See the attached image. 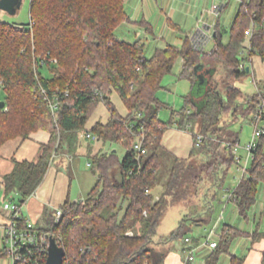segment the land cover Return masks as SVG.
<instances>
[{"label": "trees", "instance_id": "trees-1", "mask_svg": "<svg viewBox=\"0 0 264 264\" xmlns=\"http://www.w3.org/2000/svg\"><path fill=\"white\" fill-rule=\"evenodd\" d=\"M30 6L29 23L0 19V82L6 91V104L0 107V146L13 137L27 138L38 129H46L52 136L38 160L15 159L13 171L0 180V193L6 196L15 191L14 199L24 204L45 178L61 146L59 136L90 132L96 142L103 143L92 155L96 185L84 199L61 205L59 222L54 212L44 226L37 228L64 246V264H152L153 235L168 206L196 197L209 176L222 187L231 165L236 163L233 147L240 141L239 134L226 128L222 116L232 111L235 121L240 112L255 114L264 96L258 92L245 97L234 83L248 71L247 55L264 56V0H240L228 42L218 31L216 47L200 50L189 35L182 45L169 43L150 57L145 42L120 39L115 33L129 18L125 0H31ZM146 25L150 30L147 21ZM244 48L246 53L242 54ZM180 58L183 64L179 76L193 84L199 85L202 79L197 65L208 59L215 60L209 64H223L232 80L225 79L222 91L211 78L202 104L187 97L194 111L184 107L178 126L197 123L193 158L174 159L164 190L158 194L156 188L163 181L162 137L167 128L159 116L165 102L158 91ZM114 91L126 104L127 115L113 103ZM101 101L108 106L110 118L88 128ZM199 133L204 136L200 144ZM138 140L143 141L145 153L135 148ZM117 143L126 148L122 159L110 146ZM105 145L109 149H103ZM197 155L203 159L195 160ZM262 180L264 138L257 159L231 197L245 217ZM191 217L188 214L183 219ZM18 225L27 228L28 224L22 217ZM185 225L181 220L173 236L185 234ZM241 233L238 228L225 227L208 264H215L218 253L228 250Z\"/></svg>", "mask_w": 264, "mask_h": 264}, {"label": "crops", "instance_id": "crops-1", "mask_svg": "<svg viewBox=\"0 0 264 264\" xmlns=\"http://www.w3.org/2000/svg\"><path fill=\"white\" fill-rule=\"evenodd\" d=\"M219 1L220 0H145V19L147 20V24L151 26V29H147V32L154 36L155 40L166 39L164 36H158L155 33L156 26L153 21V15L159 12V10H162V12L164 11V13L169 15L167 17L168 27L173 29V32L178 31L182 34L185 33V38H181L180 42L177 43L165 40L162 46H157L154 52L158 48H165L169 43L182 45L185 42L186 37L189 35L192 40L196 37L197 39H202L206 50H209L208 46L211 42H213L212 48H214L218 31L221 33L222 39H230L231 26L236 15L232 20L229 35L225 38L221 17L231 0H228L227 6L221 11L220 15L217 16L213 12L212 7ZM166 8H168V12H165ZM130 17L132 20H136L133 16ZM132 20H129L128 22L133 23ZM208 29L211 30L210 32H213L211 38L209 35L207 36L202 32L203 30L207 31ZM210 32L208 31L207 33L209 34ZM228 41L229 40L226 42ZM200 69L202 75L211 70H215V75L218 73L217 68L213 64L207 62H202ZM211 75L214 76L213 73ZM111 99L119 112L123 115H127L128 108L119 93L114 91ZM110 115L111 112L108 106L101 101L90 117L87 127L91 128L98 121L106 123L109 120ZM73 134L75 133L70 134L68 140H71L72 142L76 140V142H80V144L74 149L71 145H66V149L59 151L53 156L45 178L37 190L25 201L24 204H22L23 217L32 221L36 226H44L47 218L66 201H79L84 199L88 192L91 191L97 183V175L93 170L92 155L97 151V147L100 149L102 146H100V142H97V145L92 147L89 144L84 145L83 141L80 139V133H76L75 136H73ZM51 136L50 131L46 129H38L33 131L27 138L17 136L5 141L0 146V180H3L5 175L13 171L15 167V159L38 160L43 152V145L50 141ZM71 141L68 143L70 144ZM162 144L165 151L173 154V160L175 158H193L196 138L195 134L188 128L176 126L171 127L170 130H165L162 137ZM110 146L112 151H118V148H113L116 144ZM84 156L88 159V165L85 163ZM241 157L243 160L244 157ZM244 159H247V156ZM237 164L238 167L241 168L240 164ZM91 166L92 169H90ZM203 184L205 185L203 188L205 190L207 189V191L209 190L205 200L207 201L208 199H211L210 195L213 194V197L211 196V205L207 208L202 202L198 203V201H195L194 204H188L185 202L186 207L191 209L192 206V209L189 210L186 215L191 214L192 217L189 221H191L192 226H196V232L201 234V237H191L189 234L186 235L184 237L186 244H184V250H182L181 247L176 246L173 241L175 238L173 232L179 227L175 223L174 226H172L174 227L171 232L172 237L160 241L153 239L151 244L153 248L152 264H208V260L213 257L212 255L215 250L207 242L209 233L213 232L211 240L220 241L221 232L225 227L229 226L238 228L242 233L233 239L228 250L220 251L218 253L215 264H237L239 261H241V264H263L264 180L258 185L256 200L249 210L248 217H245L241 213L238 204L231 199L232 193L237 187V184L236 187L228 188L227 192H223V197L227 198L225 203H223V200H220L221 203L224 204V213L221 211V215L214 218L211 214L212 211L210 210L214 207L216 199H218V190L222 191V189L210 176ZM205 194L206 191L202 193V195ZM3 197L4 193L1 192L0 202ZM206 201H204V203ZM179 217H181V215ZM8 223V214L0 207V264H7L4 246L5 231ZM256 235L261 236L256 238ZM188 236L190 237L189 241L186 240V237ZM190 247L195 250V258L194 260L187 262V255Z\"/></svg>", "mask_w": 264, "mask_h": 264}, {"label": "rangeland", "instance_id": "rangeland-1", "mask_svg": "<svg viewBox=\"0 0 264 264\" xmlns=\"http://www.w3.org/2000/svg\"><path fill=\"white\" fill-rule=\"evenodd\" d=\"M30 1L31 0H24V3L22 7L16 12V13H9L3 9H0V19L8 22H17V23H29L30 22ZM240 4V0H231L228 7L224 10L222 15V24H223V33L224 37L227 38L230 31V26L232 23V20L234 16L237 13L238 7ZM125 9L129 15V18L122 22L117 28H116V35L120 39H124L127 41H136V40H142L146 43V52L148 56H151L154 52V50L157 48V46H162L163 42L165 40L171 41V42H180L181 38H185V33H180L178 31L173 32V29L168 27V20L167 13L162 12V10H159V12L155 13L153 15V21L155 23L156 29L155 33L158 36H164L166 39H158L155 40V37L152 36L149 32H147V25H146V19H145V0H125ZM165 12H168V8L165 9ZM130 16H133L136 20H132ZM132 20L133 23H129L128 21ZM250 31V30H249ZM248 31V34H249ZM252 31V30H251ZM173 33V34H172ZM252 35V34H251ZM249 35V37L251 36ZM229 39H223L224 42H226ZM247 44H249L247 42ZM213 47V42H211L208 46V49L210 50ZM216 47V44L215 46ZM246 53V52H245ZM247 55V54H246ZM245 55V56H246ZM249 58V59H248ZM209 60L207 63H209ZM211 62H215V60H212ZM246 65L247 67H250V70L247 71L242 76L235 78L234 83L240 87L246 95H253L258 92L264 93V56L254 53L253 55L249 56L247 55L246 58ZM220 64V63H219ZM213 65L218 69V73L215 75V70H211L210 72L204 73L202 76L205 78V81L201 84H193L190 79L187 78H181L179 76L181 66H182V59H178L173 71L165 75L163 79V87L158 91V96L165 102V105H163L159 111V116L162 120H164L167 123V130H170L171 127L178 126V116L180 111L187 107V109H191V111H194V107L192 104L187 102V97H191L194 100H196L197 104H202L205 101V93L209 90L210 87V79H213V83L218 88L222 89V91H225V79H228L229 77L226 69L224 68L223 64L217 65V63H213ZM213 73L214 76L211 74ZM232 80V79H231ZM193 84V85H192ZM244 96V95H243ZM6 99V91L3 87V85L0 82V104L2 101H5ZM241 100H244V97L240 98ZM6 110L8 107L5 108ZM232 111L225 113L223 117V124H225L230 130L237 131L239 134V143L237 144V151L238 153L246 158L247 151H246V144L251 139L255 124L253 123V115L254 114H245L243 112L239 113V117L232 121ZM186 128H188L192 133H196L197 131V123H188L186 125ZM80 133V139L83 141L84 145H97V142L92 137L86 136V131H75L70 132L72 133ZM69 133H63L58 138V144L60 142V148L56 152L62 151L66 149V145H71L74 149L80 142L71 141L68 140V137L70 136ZM73 134V136H75ZM71 141L69 144L68 142ZM103 143H100V146H102ZM58 146V145H57ZM196 146V144H195ZM108 145H105L104 148H108ZM102 148V147H101ZM98 147L96 150H101ZM113 148H118V154L120 158L122 159L126 148L121 144L117 143L116 146ZM97 151H95L93 154H95ZM55 153V154H56ZM54 154V155H55ZM162 157L164 160V166L162 169V176L163 181L160 183V185L156 188V192L158 194H161L164 190V184L166 183V180L169 176L170 169L173 164V154L167 151L162 152ZM200 161L201 157L200 155L195 156V160ZM242 160V164H245L246 159ZM85 163H88V159L86 156H84ZM88 165V164H87ZM252 165V161H248V166L250 167ZM92 169V166L91 168ZM244 172L241 168L238 167L237 163H234L231 165L229 172L227 174V177L225 179V184L222 185L221 189L222 191L218 190V199L214 202V207L211 208L210 211H212V215L214 218H217L221 215V211L224 213V204L221 203L220 200H223L225 203L227 201V198L223 197V192H227L228 188H234L238 184L240 178L243 176ZM205 185L201 184L199 188V192L197 193V198L195 196H192L190 201H186V203L194 204L195 201H198V203L202 202L205 204L207 208L209 205H211L212 195H210L211 199L205 200V197L207 196V189L205 190L203 187ZM195 189L193 188V191ZM206 191L205 195H202V193ZM212 196V197H211ZM209 197V196H208ZM204 201H206L204 203ZM207 204V205H206ZM188 206V205H187ZM192 209V206H191ZM189 207L185 206V203H178V204H171L168 206L166 214L164 218L160 221V224L158 225L156 233L153 235V239L160 241L166 238L172 237L171 232L173 230L174 224L176 223L177 226L180 225L181 220H184L186 223L185 225V234L177 236L174 238V244L178 247H181L182 250H184V244L185 238L184 235H191L195 237H201V234L196 232L195 227L192 226L191 221L189 219H183L187 217L186 215L189 210H191ZM187 210V211H186ZM222 213V214H223ZM181 215V217H179ZM180 219H179V218ZM191 228V229H190ZM137 229V231H139ZM5 259H7V264H13V257L10 253H6Z\"/></svg>", "mask_w": 264, "mask_h": 264}, {"label": "built area", "instance_id": "built-area-1", "mask_svg": "<svg viewBox=\"0 0 264 264\" xmlns=\"http://www.w3.org/2000/svg\"><path fill=\"white\" fill-rule=\"evenodd\" d=\"M228 0H220L215 3L212 7L213 12L218 16L221 11L227 6ZM207 31L203 30L207 36L211 38L213 36V32L209 34ZM252 31H249L248 35H251ZM193 43L195 47L200 50H205V45L202 42V39H193ZM246 48L242 50V54H245ZM245 66V63L242 67ZM53 107L56 104L52 103ZM253 123L255 124V129L253 135L249 142L246 144L245 148L247 151V159L245 164H242V157L238 154L237 145L233 147V152L235 155L236 162L240 164L244 174H246L249 170L248 161H252V163L257 159V151L261 145L262 139L264 138V96L261 99V103L257 108V112L253 115ZM87 137L95 138V135L88 132ZM204 136L202 134H197V143L203 140ZM135 148L141 153L146 152V148L143 147V141L138 140L135 143ZM149 191V189L147 190ZM17 192H12L9 195H4L2 201L0 202V207L8 214L9 223L6 226L5 231V253H10L13 257V264H46L50 235L48 232H41L37 226L30 221H27V228H21L18 225V220L23 217L22 215V205L15 200ZM63 210L61 207H58L55 210V221L59 222L62 219ZM131 233V232H129ZM213 232H210L207 238V242L211 245L212 248L217 247L218 241L211 240ZM187 241L190 240L189 237L186 238ZM194 248H190L188 250L187 262L194 260L195 253Z\"/></svg>", "mask_w": 264, "mask_h": 264}, {"label": "water", "instance_id": "water-1", "mask_svg": "<svg viewBox=\"0 0 264 264\" xmlns=\"http://www.w3.org/2000/svg\"><path fill=\"white\" fill-rule=\"evenodd\" d=\"M23 0H0V9H3L9 13H16L18 9L21 8ZM202 63L197 65L196 71L201 67ZM250 70V67H247ZM205 81V78L201 79V84ZM6 101H2L0 107H4ZM66 255V250L64 246L60 245L55 237L50 238L49 251L46 264H64V257Z\"/></svg>", "mask_w": 264, "mask_h": 264}]
</instances>
